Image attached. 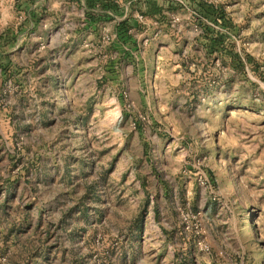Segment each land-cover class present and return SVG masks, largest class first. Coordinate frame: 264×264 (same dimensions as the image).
<instances>
[{
  "label": "rangeland",
  "instance_id": "obj_1",
  "mask_svg": "<svg viewBox=\"0 0 264 264\" xmlns=\"http://www.w3.org/2000/svg\"><path fill=\"white\" fill-rule=\"evenodd\" d=\"M174 1L122 33L0 0V264H264V0H205L215 51Z\"/></svg>",
  "mask_w": 264,
  "mask_h": 264
},
{
  "label": "crops",
  "instance_id": "obj_2",
  "mask_svg": "<svg viewBox=\"0 0 264 264\" xmlns=\"http://www.w3.org/2000/svg\"><path fill=\"white\" fill-rule=\"evenodd\" d=\"M63 1H72L77 2L82 6L84 17L86 23L89 27L98 26L103 22L109 21H117V29L121 28L122 21L127 19L128 21H137L136 16L140 13L137 9L138 2H142L143 0H100L97 2L93 0H60ZM90 1L95 2L92 6L90 5ZM161 4L166 0H158ZM15 10L18 13H25V16L21 18L20 28L23 25H28V29H36L43 18L47 14V3L49 0H13ZM104 2V4H103ZM176 2V1H175ZM178 2V1H177ZM92 3V2H91ZM108 4H112L113 8L108 7ZM195 13V11L190 6H185ZM184 8V7H181ZM180 8H178L179 10ZM176 10V11H178ZM174 11V12H176ZM94 13L95 18H90L89 15ZM169 13V11H165V14ZM144 16V15H142ZM150 17V16H146ZM154 18V17H152ZM158 20L157 18H154ZM162 22V21H161ZM130 30V29H129Z\"/></svg>",
  "mask_w": 264,
  "mask_h": 264
},
{
  "label": "trees",
  "instance_id": "obj_3",
  "mask_svg": "<svg viewBox=\"0 0 264 264\" xmlns=\"http://www.w3.org/2000/svg\"><path fill=\"white\" fill-rule=\"evenodd\" d=\"M97 2V0H93ZM90 1V5L92 6L95 2ZM100 1V0H98ZM92 2V3H91ZM105 2V0H104ZM103 2V4H104ZM187 5L190 6L196 13L197 19L199 23L204 26V39L208 41V46L211 50H222L225 47V36L222 32H215L212 27L206 25V20L209 21H217L219 18H222V14L217 10V8L211 4L206 2L205 0H186ZM110 8H113L112 4L107 5ZM179 7H182L180 3L174 0H166L163 4H161L158 0H143L142 2H138L137 9L144 16H150L157 18L159 21L164 22L167 19V15L165 11L174 12L178 10ZM90 18H95L94 13L89 15ZM135 21V20H134ZM134 21H128L127 19L123 20L119 28L120 32L124 33L130 29L134 25ZM7 33L0 34V43L6 44ZM227 51V48H226ZM236 59L239 58L238 53H235ZM239 60V59H238ZM250 57L246 58V62H249Z\"/></svg>",
  "mask_w": 264,
  "mask_h": 264
},
{
  "label": "built area",
  "instance_id": "obj_4",
  "mask_svg": "<svg viewBox=\"0 0 264 264\" xmlns=\"http://www.w3.org/2000/svg\"><path fill=\"white\" fill-rule=\"evenodd\" d=\"M142 16V15H141ZM201 244V243H200ZM201 247L203 248V249H208V246L207 245H201Z\"/></svg>",
  "mask_w": 264,
  "mask_h": 264
}]
</instances>
